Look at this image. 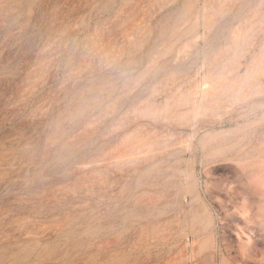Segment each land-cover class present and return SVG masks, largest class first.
I'll list each match as a JSON object with an SVG mask.
<instances>
[{
	"label": "rangeland",
	"instance_id": "1",
	"mask_svg": "<svg viewBox=\"0 0 264 264\" xmlns=\"http://www.w3.org/2000/svg\"><path fill=\"white\" fill-rule=\"evenodd\" d=\"M0 264H264V0H0Z\"/></svg>",
	"mask_w": 264,
	"mask_h": 264
}]
</instances>
